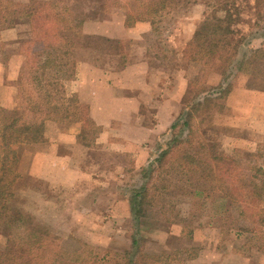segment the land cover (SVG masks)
<instances>
[{"label": "rangeland", "instance_id": "374dc122", "mask_svg": "<svg viewBox=\"0 0 264 264\" xmlns=\"http://www.w3.org/2000/svg\"><path fill=\"white\" fill-rule=\"evenodd\" d=\"M51 1L58 3L52 12L71 5L74 15L66 16L76 22L85 20L77 30L80 38L75 37L76 70L64 84L70 102L80 104V117L88 114L92 127L75 115L55 121L65 124L59 125L57 132H48L45 125L43 142L15 145L20 177L12 205L51 233L54 244L49 249L57 254L51 252L57 264H114L119 259L126 263L133 257L146 258L141 264H264L256 236L249 232L237 237V226L223 221L218 190L211 199L193 198L188 192L185 195L183 189L192 185L178 181L181 174L170 172L176 160L167 158L162 165L156 164L176 131L183 138L189 134L187 128L172 129L174 123L184 119L178 120L185 94L189 97L185 108L196 107L204 97L212 99L198 110L193 108L196 148L197 143L203 144L202 150L210 154L217 152L235 159L242 152L257 153L263 148L264 0H173L154 16L152 27L132 26L126 36L114 38L107 33H116L124 25V12L127 14L130 8L146 12L151 9L149 0H140L133 8V0H82L77 6L76 0H13V5L29 12L31 7L37 10L42 2ZM1 2L8 4V0ZM5 13L7 10L1 14ZM39 18V13H34L16 18L13 27L0 26V106L22 108L29 118L36 116L37 122L42 116L29 113L26 104L30 97L38 100L37 85L44 82L34 54L41 43H46L34 42ZM228 26L236 34L227 38ZM196 33L203 35L198 49L188 47ZM237 39L240 44L236 48L232 45L231 58L226 44ZM211 41L218 46L210 47ZM106 59H119L120 63L108 66ZM127 65L136 68L126 81L115 85L113 92L119 99L114 102L112 98L106 100L104 94L97 96L100 102L113 101L101 111L106 114L103 118L120 117L106 130L103 141L102 125L90 109L91 95L96 96L93 88L101 86L98 81H106V70L116 73ZM194 80L198 81L191 88ZM202 87L207 90L198 96ZM225 87L229 92L222 95ZM127 97L132 98L133 107L123 104ZM165 101L168 104L163 105ZM122 107L128 110L124 117ZM131 122L159 131L150 139L145 130L141 134L130 129L127 124ZM1 128L0 123V143ZM66 133L75 137L73 150L69 143L60 147L62 152H74L77 181L70 184L68 178L67 183L52 184L32 171L33 164L38 154L56 143L57 135ZM258 162L262 164L264 158ZM154 165L156 171L151 176ZM172 179L178 187L166 190ZM146 184L150 187L147 198L141 204L137 197L134 203L137 191ZM203 185L208 190L217 183ZM26 228L17 223L14 236L21 239ZM135 237L139 239L137 251L124 256L132 251ZM215 243L224 250L221 258L214 254ZM240 246L244 252L236 255ZM5 247L0 230V250ZM36 257L26 255L23 264H37ZM42 262L53 263L49 259ZM0 264L14 263L0 256Z\"/></svg>", "mask_w": 264, "mask_h": 264}, {"label": "trees", "instance_id": "16d2710c", "mask_svg": "<svg viewBox=\"0 0 264 264\" xmlns=\"http://www.w3.org/2000/svg\"><path fill=\"white\" fill-rule=\"evenodd\" d=\"M76 1V6L79 5L78 2L82 3V0ZM87 1L93 3L94 0ZM139 2L141 1L133 0L130 2V6L133 8ZM170 3H173V0H149L147 6L150 5L149 8L151 9L146 12L133 11L130 8L126 14L125 25L131 27L142 21L152 22L153 24L154 16L161 14ZM57 4V1L42 2V5L38 6L39 9L35 10L31 7L28 12V10L15 7L13 0H8L7 5L0 3L1 28H5V26L6 28L13 27L16 18L20 19L39 13L40 25L34 31L36 37L34 42L41 43L46 40V43H41L39 49L34 52L38 61L37 69L42 70L44 73V82H39L37 85L39 87L38 100L30 97L28 104H26L29 113L40 114L42 116L41 120L39 122L35 121L36 116L33 119L29 118L22 108L10 110L0 106V123L2 125L0 143V230L6 239V247L4 250H0V256L12 261L14 264H23L22 259L26 255L34 257L35 254L38 257V260L37 257L35 258L37 264L44 263L42 262L44 259H49L53 262L52 264H57L55 256H51V252L54 255L57 254L49 249L54 244L51 242V233L34 223V220L30 219L27 214L18 212L12 205L15 198L14 187L20 177L17 167L19 154L14 146L43 142L47 121L68 120L78 115V118H81L86 126L92 127L88 114H83V117H80L83 113L80 104L70 102L64 84L66 80L74 76L76 70V61L73 60V56L77 47L76 40L80 38L79 35L77 36V30L82 28L85 20L82 19L80 22H76L73 18L70 19L66 16L74 15L71 5L63 6L61 12H52L51 9L58 7ZM4 10H7V13L1 14ZM38 10L40 12H37ZM225 30L227 38L236 34L230 26L226 27ZM76 36L78 38H75ZM202 37L203 35L196 33L194 42L190 43L188 47H197L198 49ZM230 41L226 45L229 47V57L232 58L234 56L232 49L238 47L240 40ZM26 42H23V44ZM218 44V42L211 41L209 46L215 48ZM232 45H234L233 48ZM195 61L197 62L198 59L196 58ZM197 81H192L190 87L193 88ZM206 90V87L200 88L197 95L200 96ZM228 92L229 88L225 87L222 95ZM29 95L32 96L31 93ZM211 100V98L204 97L203 102H200L196 107L185 108L187 104L189 105V97L188 94L183 96L182 104L184 108L178 120L184 119L181 122L174 123L172 129L175 130L178 126L187 128L189 134L186 138H183V136H177L176 131L166 148L159 154L156 164L162 165L167 158L176 160V164L174 163L171 166L170 172L181 174V179L178 181H186L192 185L190 189H183L186 191L185 195L188 192V195H192L193 198L211 199L213 193L218 190L220 192L218 207L223 221L230 226H237V233L250 232L256 236V239L260 241L257 248L264 253V162L262 164L258 162L259 159L264 158V145L257 153L242 152V155L237 159L217 152L210 154L207 150H202L201 146L203 144L197 143L199 149L196 148L192 124L194 120L193 108L198 110L200 106H204ZM154 171H156L155 165L150 171L151 176ZM214 182L217 183V186H211L208 190L204 188L203 184L207 185ZM170 187L177 188L178 184L173 183L172 179L170 186H166L165 189L169 190ZM149 191V184L139 189L135 195L134 203L139 197L142 204V199L147 198ZM131 201L133 202V199ZM260 202L261 205H258L257 203ZM173 208L176 207L173 206ZM137 214H139V210L135 216ZM17 223L27 226L21 239L13 234L14 226ZM53 238L56 239V237ZM138 245L139 239L137 237L133 238L132 251L125 252L124 256H131L137 251ZM145 259L133 257L126 263L119 259L114 260V264H141Z\"/></svg>", "mask_w": 264, "mask_h": 264}, {"label": "crops", "instance_id": "0c3cea01", "mask_svg": "<svg viewBox=\"0 0 264 264\" xmlns=\"http://www.w3.org/2000/svg\"><path fill=\"white\" fill-rule=\"evenodd\" d=\"M126 15V13L124 12V16ZM123 16V15H122ZM123 16V22L124 25L120 26V28H118V32L113 33H107V35L110 38H114V37H124L127 35L126 31L129 30L125 25V17ZM152 23L151 22H147V21H142V22H137L135 25L136 28H149L152 27ZM132 27V26H131ZM109 60V59H106ZM117 61V62H116ZM109 60L108 61V66H112L114 63L119 64L120 60ZM128 64V63H127ZM136 67H133L131 65H127L124 66L123 69L120 72H113V70H106V81H98V83H100V87L96 86L93 88L94 95H91V99H90V109L92 114H94L97 118H99V124L102 125L103 128V133H101V137L103 139V141H106V130L109 129L111 126H114V124L118 121V119H120V117L114 116L113 119L108 118V120L106 118H103L106 116L105 113H102L101 111L106 110L107 107L113 105L112 102H100L99 99H97V96L99 95V93L106 95V100H109L110 98H112L115 102V99H119L117 98V96L114 94L113 90L116 88L115 85L126 81L128 79V77H130V72ZM135 79H138L139 76L134 75ZM96 81H94L95 83ZM97 84V82H96ZM130 88H134L132 86H127ZM116 97H115V96ZM124 105L129 106L128 108H130L134 103L132 101V98L127 97L124 98ZM168 104V102H164L163 105ZM126 106V107H127ZM126 107H122L123 110V115L122 117H124L125 115H127L128 110H126ZM133 107V106H132ZM127 111V112H126ZM126 112V113H124ZM62 125L64 126L65 124H60L58 122L55 121H48L46 122V127L49 131L52 132H57L59 127ZM123 126L128 127L132 130H138L140 131L141 134H145V132L143 133V131L145 130L148 137H150V139H152L159 130L157 129H144L142 127H140V125H137L135 122H131L127 125H124V123H122ZM56 134V133H55ZM56 136V135H55ZM115 137V136H112ZM58 140L56 141V143L52 142L49 146H48L42 153L38 154L37 159L38 161L37 164L36 162H34L33 164V168L32 171L37 172L38 176H40L41 178L44 177L46 179V181L50 182V183H55V184H59L60 182L63 183H67L68 182V178H69V183L71 184L72 182L77 181V177H78V171H76L75 169H77L76 166L73 165V161L75 160V154L74 152H72L71 149L72 148V144L75 143V137L69 134H61L60 136L57 135ZM64 143H69L71 144L70 146V151H66V152H62V148L60 147V144H64ZM69 148V147H68ZM181 232V231H180ZM237 237H241V233H237ZM133 241V240H132ZM219 244L215 243L214 244V254L216 257H220L223 255L224 250L219 248ZM238 251V252H237ZM246 251V250H245ZM252 251V250H250ZM249 251V252H250ZM241 253L244 252V250L242 249V247H237L235 250V254L237 255V253ZM248 252V251H247ZM234 253V252H233ZM264 255V254H263ZM182 264V263H181Z\"/></svg>", "mask_w": 264, "mask_h": 264}]
</instances>
